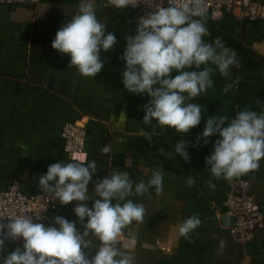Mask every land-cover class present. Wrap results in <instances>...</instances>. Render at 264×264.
<instances>
[{"label":"crops","instance_id":"crops-1","mask_svg":"<svg viewBox=\"0 0 264 264\" xmlns=\"http://www.w3.org/2000/svg\"><path fill=\"white\" fill-rule=\"evenodd\" d=\"M80 3L22 0L0 4V191L16 181L25 193H46L38 186L39 177L50 165L71 161L60 133L65 123H77L86 131L84 154L88 162L97 164L88 185L90 194L93 181L116 170L128 172L134 183H147L154 170L164 173L163 194L149 189V194L131 198L144 205V222L133 221L118 240V247L135 256L136 264H264V158L258 170L234 178L250 182L248 194L263 216V228L240 246L229 236L232 221L225 215V200L234 179H213L214 189L208 184L212 177L205 158L219 137H209L206 145L196 143L210 117L226 116L227 126L238 111H264V20L231 14L219 20L204 17L211 33L205 40L219 37L236 52L239 63L226 78L214 70L213 88L192 101L204 109L201 122L181 137L174 130L153 129L155 120L144 125L143 108L149 97L128 93L122 84L124 62L120 57L126 38L135 35L141 18L138 13L95 4L98 20L106 24L105 34L113 33L116 43L101 53L104 67L93 79L81 77L69 66V56L52 49L56 32L70 22ZM176 74L173 71L171 76ZM226 84L232 88L223 93ZM141 128L154 133L151 142L137 134ZM180 140L189 145V162L174 153ZM160 149L175 158L161 154ZM189 177L195 180L192 186L186 182ZM85 203L91 208L92 201ZM75 206V202L63 206L58 202L55 210L44 214V223L51 224L55 216L76 222ZM196 213L201 225L189 237L194 243H189L179 236L178 226ZM76 227L83 232L80 223ZM221 240L227 242L222 253L218 252ZM15 248L5 243L6 251L0 257Z\"/></svg>","mask_w":264,"mask_h":264},{"label":"clouds","instance_id":"clouds-1","mask_svg":"<svg viewBox=\"0 0 264 264\" xmlns=\"http://www.w3.org/2000/svg\"><path fill=\"white\" fill-rule=\"evenodd\" d=\"M108 4L122 10L137 3L108 0ZM201 5L202 0H182L178 6L170 0L167 7L156 4L152 12L138 20L135 35L126 38L120 57L124 62L125 90L149 97L142 123L149 125L155 120L157 124L152 128L159 127L162 133L174 130L182 137L198 126L204 109L192 101L213 88L214 70L226 78L230 68L239 63L236 52L219 37L205 40L211 33ZM105 32L106 24L98 20L94 0H81L70 22L56 32L51 47L69 56V66L81 77L93 79L104 67L101 53L116 43L115 35ZM173 71L177 73L174 77ZM231 88L232 84H226L222 92L228 93ZM226 121V116L208 118L196 142L206 145L209 137H219L211 155L205 158L212 189L216 187L213 179L230 181L255 172L264 158V111L257 113L246 108L224 126ZM137 134L151 142L154 133L141 128ZM188 146L183 140L174 146L175 155L185 162L190 160ZM159 151L175 158L172 152ZM96 173L97 164L88 162L86 153L72 157L70 162L50 165L46 174L39 177L40 190L54 194L61 206L75 202L73 212L78 220L55 216L46 225L34 223L31 216L18 215L7 224L0 223V252L6 251L5 241L23 240L22 249L17 247L0 257V264H136L135 256L118 247V240L133 221L144 222V205L131 198L149 194V189L163 194L164 173L157 169L147 183H134L128 172L116 170L93 181L90 194L88 185ZM186 182L192 186L195 180L189 177ZM87 201H92L91 208ZM77 222L83 232L77 230ZM200 225L196 213L178 226V234L194 243L189 237ZM226 243L219 242L218 252H223Z\"/></svg>","mask_w":264,"mask_h":264},{"label":"built area","instance_id":"built-area-1","mask_svg":"<svg viewBox=\"0 0 264 264\" xmlns=\"http://www.w3.org/2000/svg\"><path fill=\"white\" fill-rule=\"evenodd\" d=\"M21 1L0 0V4L13 5ZM99 2L109 5L108 0H94V4ZM171 2L178 6L182 0H171ZM136 3L135 6H128L125 9L145 17L154 10L156 4L167 7L170 0H136ZM150 4L152 6H149ZM201 6L205 16L213 20H219L224 14L248 20H264V3L256 4L250 0H202ZM262 77L264 79V67ZM60 136L64 151L71 159L76 155L84 154L86 142L84 127L77 123H65L61 128ZM249 187L248 180H232L225 200V215L234 219V223L228 227V233L230 238L240 246L252 241L255 233L263 228V216L253 197L248 194ZM58 202L51 193H25L20 189L19 183L14 181L0 191V223L7 224L10 219L18 215L31 216L34 223H44V214L49 210H55ZM5 243L22 249L23 240H8Z\"/></svg>","mask_w":264,"mask_h":264},{"label":"water","instance_id":"water-1","mask_svg":"<svg viewBox=\"0 0 264 264\" xmlns=\"http://www.w3.org/2000/svg\"><path fill=\"white\" fill-rule=\"evenodd\" d=\"M231 219V221H232V224L234 223V219L233 218H230Z\"/></svg>","mask_w":264,"mask_h":264}]
</instances>
